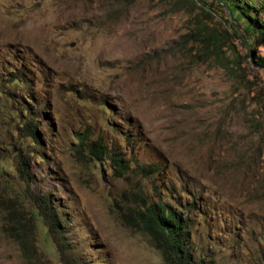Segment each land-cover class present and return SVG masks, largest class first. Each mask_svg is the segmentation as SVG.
<instances>
[{
	"label": "rangeland",
	"instance_id": "obj_1",
	"mask_svg": "<svg viewBox=\"0 0 264 264\" xmlns=\"http://www.w3.org/2000/svg\"><path fill=\"white\" fill-rule=\"evenodd\" d=\"M203 1L0 0V264H167L132 225L142 201L188 217L203 264H264V71ZM210 17L232 64L189 36ZM20 104L42 141L22 136L27 174L4 120Z\"/></svg>",
	"mask_w": 264,
	"mask_h": 264
},
{
	"label": "trees",
	"instance_id": "obj_2",
	"mask_svg": "<svg viewBox=\"0 0 264 264\" xmlns=\"http://www.w3.org/2000/svg\"><path fill=\"white\" fill-rule=\"evenodd\" d=\"M202 3L205 5H203V14L206 17L210 15L209 12L205 11V8L212 7L215 4H220L223 7L230 18H233L235 21L232 24L234 32L236 33L239 31L238 29L242 28L247 39L248 37L251 39V41L245 40L243 42L246 45L245 47H247L246 58L248 64L256 71H264V54L262 55L260 50L264 48V0H211V2L203 1ZM210 20L211 17L209 18V22H202L200 25H197L189 36H191L192 40H200V44H203L205 51L215 53L217 59L219 58L221 62L232 64L229 59H225L224 57V48L229 47L225 44V41H227L226 39L230 35V32L228 30L225 31V36H227L225 38L218 28L208 25ZM234 62L236 61L233 60L234 68L241 66V61ZM9 82L22 87L26 85L27 78L24 73H20ZM2 94L7 96L5 92H2ZM22 96H25V94ZM258 96L257 100H261L264 104V94L260 93ZM19 98L21 99V97ZM26 98L27 100L30 99V97L25 96L23 100ZM20 107V111L11 110L8 113L9 116L7 118L4 117L7 124L10 127H14L17 136L16 142L11 144L7 149L14 156L18 157L15 169L20 174H27V165L30 163V159H27V154L22 151V147L24 146L22 136L30 138L32 143L38 146L42 144V141L32 122L25 121L21 115V112L31 115L29 114V109L24 107V104H20ZM21 130L23 131L22 133ZM90 153L93 156V161L98 163L106 159L110 163L114 162L116 166H119L122 162L118 158L117 153H108L99 142L93 143ZM39 158L42 160L41 157ZM142 170L155 172L156 167L150 166L147 169L142 168ZM131 213L132 225L153 240L154 247L163 253L167 264H203V253L198 258H194L193 256L196 247L190 241L188 217H183L182 212H177L168 205L159 202L142 201L140 208L136 210L132 209ZM131 213L127 219L123 216L127 224L130 223ZM43 236L47 240L48 236L47 238L45 235ZM20 247L24 258L30 262L33 259L31 247L24 241L20 243Z\"/></svg>",
	"mask_w": 264,
	"mask_h": 264
}]
</instances>
